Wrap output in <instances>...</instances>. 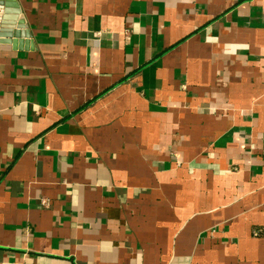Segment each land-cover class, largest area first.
Masks as SVG:
<instances>
[{"label": "crops", "instance_id": "0c3cea01", "mask_svg": "<svg viewBox=\"0 0 264 264\" xmlns=\"http://www.w3.org/2000/svg\"><path fill=\"white\" fill-rule=\"evenodd\" d=\"M0 16V264H264V0Z\"/></svg>", "mask_w": 264, "mask_h": 264}, {"label": "water", "instance_id": "95a60500", "mask_svg": "<svg viewBox=\"0 0 264 264\" xmlns=\"http://www.w3.org/2000/svg\"><path fill=\"white\" fill-rule=\"evenodd\" d=\"M3 3H4V0H0V6L1 5H3ZM3 17L2 16H0V22H1V19H2ZM24 27H23V22L20 20L19 22H18V25L16 26V31L15 32H13V33H11V31H7V30H5V29H0V37H7V38H14L13 40H11L10 42L13 44V46H15V44L18 42V41H16V39L17 38H20V37H26V38H29V35H27V33H26V35H25V33L23 34V32H21V30L23 29ZM20 44H21V41L19 42ZM26 44H27V42H25Z\"/></svg>", "mask_w": 264, "mask_h": 264}]
</instances>
